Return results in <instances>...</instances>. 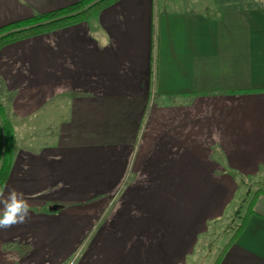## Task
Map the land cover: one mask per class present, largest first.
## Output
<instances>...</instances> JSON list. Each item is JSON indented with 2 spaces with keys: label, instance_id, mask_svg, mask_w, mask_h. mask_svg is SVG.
<instances>
[{
  "label": "crops",
  "instance_id": "0c3cea01",
  "mask_svg": "<svg viewBox=\"0 0 264 264\" xmlns=\"http://www.w3.org/2000/svg\"><path fill=\"white\" fill-rule=\"evenodd\" d=\"M77 1L0 0V28ZM261 1L118 0L0 49L14 127L1 190L30 205L0 230V264L198 261L239 180L264 168ZM218 264H264V194Z\"/></svg>",
  "mask_w": 264,
  "mask_h": 264
},
{
  "label": "trees",
  "instance_id": "16d2710c",
  "mask_svg": "<svg viewBox=\"0 0 264 264\" xmlns=\"http://www.w3.org/2000/svg\"><path fill=\"white\" fill-rule=\"evenodd\" d=\"M118 0H79L76 3L43 15H36L32 18L11 23L0 28V49L10 43L28 39L34 36L52 32L71 25L86 21L103 8ZM0 190L2 189L10 168V162L14 144V127L6 118L5 111L0 104ZM264 194V188L259 189L250 200L246 213L243 216L236 232L228 245L232 243L245 228L248 216L252 213L256 198ZM223 250V251H224ZM222 251V253H223ZM221 255L216 263L221 261Z\"/></svg>",
  "mask_w": 264,
  "mask_h": 264
},
{
  "label": "rangeland",
  "instance_id": "374dc122",
  "mask_svg": "<svg viewBox=\"0 0 264 264\" xmlns=\"http://www.w3.org/2000/svg\"><path fill=\"white\" fill-rule=\"evenodd\" d=\"M261 0H160L161 7L165 4L173 9L192 8L197 10L208 11V9L219 8L227 5L251 6L261 4ZM213 7V8H212ZM5 115L7 112L5 110ZM1 121V117H0ZM239 193L232 208L227 213V217L221 224L215 226L212 237L209 240V247L198 257L195 264H214L216 259L221 255L223 249L228 245L232 236L236 232L243 216L246 213L247 206L255 193L264 188V168L260 174L253 177H243L239 180ZM67 261L65 264H69Z\"/></svg>",
  "mask_w": 264,
  "mask_h": 264
},
{
  "label": "clouds",
  "instance_id": "9594fccd",
  "mask_svg": "<svg viewBox=\"0 0 264 264\" xmlns=\"http://www.w3.org/2000/svg\"><path fill=\"white\" fill-rule=\"evenodd\" d=\"M0 230L24 224L30 218V205L25 194L12 187L0 190Z\"/></svg>",
  "mask_w": 264,
  "mask_h": 264
}]
</instances>
